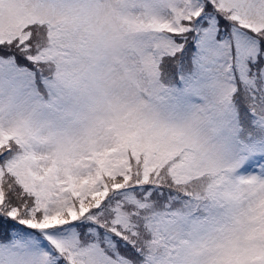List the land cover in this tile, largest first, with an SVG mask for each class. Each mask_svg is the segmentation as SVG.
Here are the masks:
<instances>
[{
    "label": "snow or ice",
    "instance_id": "1",
    "mask_svg": "<svg viewBox=\"0 0 264 264\" xmlns=\"http://www.w3.org/2000/svg\"><path fill=\"white\" fill-rule=\"evenodd\" d=\"M0 264H264V0H0Z\"/></svg>",
    "mask_w": 264,
    "mask_h": 264
},
{
    "label": "clouds",
    "instance_id": "2",
    "mask_svg": "<svg viewBox=\"0 0 264 264\" xmlns=\"http://www.w3.org/2000/svg\"><path fill=\"white\" fill-rule=\"evenodd\" d=\"M77 41H78V37L76 36L61 40V39H57L55 35L53 36V39L50 41L47 38L46 29H45V35L42 37V42L45 44V46H48L49 44H53V46H56L57 51L71 50V45H73Z\"/></svg>",
    "mask_w": 264,
    "mask_h": 264
}]
</instances>
